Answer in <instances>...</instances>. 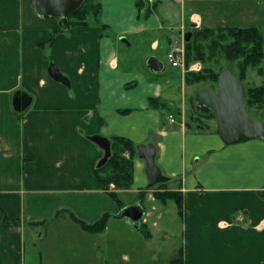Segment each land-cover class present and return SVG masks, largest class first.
I'll return each mask as SVG.
<instances>
[{
  "label": "crops",
  "instance_id": "0c3cea01",
  "mask_svg": "<svg viewBox=\"0 0 264 264\" xmlns=\"http://www.w3.org/2000/svg\"><path fill=\"white\" fill-rule=\"evenodd\" d=\"M98 1L99 23L90 17L87 28H65L43 48L59 19L41 15L35 0H0V207L21 220L9 224L0 215V264H28L27 243L37 242L39 264H170L180 255L183 264H264V140L226 145L215 132L216 120L213 128L210 122L196 128L180 123L194 84L166 62L167 52L182 43L178 27L172 30L157 11L145 16L136 0ZM209 1V11L192 9L188 18L187 0L148 3L178 7L182 22L199 27H215L213 10L220 6L225 23L233 18L235 26L260 27L264 50V0ZM148 35L152 52L146 59L163 60V72L170 66L164 76L121 65V38L130 47ZM160 48L163 58L155 53ZM262 68V74L249 70L256 73L255 86L264 87V58ZM19 94L28 96L22 119L14 106ZM153 98L168 106L158 107ZM256 110L263 115L264 105ZM92 135L154 143L168 188L182 196L183 213L176 205L162 207L151 220L146 211L145 232L113 216L101 233L83 230L70 213L94 223L122 209L94 176L104 151ZM147 184L145 161L137 156L131 188L114 191L124 207L142 204L138 194ZM128 193L136 198L123 200ZM62 210L69 212L47 227L29 225ZM162 232L177 241L164 239L155 253L150 242Z\"/></svg>",
  "mask_w": 264,
  "mask_h": 264
},
{
  "label": "trees",
  "instance_id": "16d2710c",
  "mask_svg": "<svg viewBox=\"0 0 264 264\" xmlns=\"http://www.w3.org/2000/svg\"><path fill=\"white\" fill-rule=\"evenodd\" d=\"M136 5L140 12L145 10V16H148L157 11L160 6V2H155L150 5L148 0H136ZM100 11L101 4L98 0H85L80 8L69 16L67 29L89 27L90 17H93L94 21L99 23ZM106 28V25L102 26L103 30H106ZM64 30L65 29L60 26L53 29L49 40L41 46L43 48L51 47L56 34L63 32ZM206 51H208V53H206ZM217 51H220L223 58L227 61L226 64H229L231 68L235 65L237 73H233L242 82L246 79L247 73L250 69L256 70L259 74L263 73V32L260 27H241L230 25L217 28H194L190 41L185 42L186 65H190V63L194 61H205L206 56H214ZM219 76L220 71H214L212 69H202L198 72L188 71L185 73V81L190 85L208 80L218 82ZM24 96L28 99V96ZM246 100L249 109L252 107H262L264 105V87L253 85L247 87ZM150 102L156 103L158 107L168 106L164 101L156 100L155 98L151 99ZM15 111L19 115V118L22 119V110H17L15 108ZM200 116L207 117L209 119L216 118L214 112L201 114ZM109 140L111 143V153L104 163H101L100 160V162L94 166L93 173L95 178L101 184L103 190L118 203L121 209L124 207V203L121 202L118 194L111 189V186L113 185L116 189L131 188L134 180V160L137 157V144L122 136H113ZM166 187L167 182L158 184L159 189H165ZM147 191L148 190H145L139 193L141 202L145 201ZM154 195L157 200L164 204H166L167 201H173L177 206L178 212L180 214L183 213V199L177 191H156L154 192ZM64 211L67 210L59 211L52 219L31 222L29 225L34 227H47ZM0 215L5 223L15 225L21 224L20 219L10 218L1 207ZM70 216L77 224H79V226H81L83 230L88 233L95 234L101 233L105 230L109 219L113 215L105 213L94 223H87L77 218L72 213H70ZM139 227L142 231L145 230L144 225L141 224ZM170 264H183L182 255L171 260Z\"/></svg>",
  "mask_w": 264,
  "mask_h": 264
},
{
  "label": "water",
  "instance_id": "95a60500",
  "mask_svg": "<svg viewBox=\"0 0 264 264\" xmlns=\"http://www.w3.org/2000/svg\"><path fill=\"white\" fill-rule=\"evenodd\" d=\"M85 0H35L37 11L44 17L59 19V26L68 27V18ZM159 17L167 22L172 30H175L182 21V11L178 7L162 4L157 9ZM193 24L192 28L184 33V41H190L193 29L198 28ZM181 34V32L179 31ZM147 68L155 74L162 73L165 62L156 55H150L146 59ZM196 108L202 113H215V132L226 145H234L250 140H264V121L251 116L246 100L245 84L239 80L232 71L230 65L222 68L217 88L205 87L195 95ZM27 103L25 96L19 94L14 98V106L22 110ZM94 141L104 151L101 163H104L111 153L110 140L101 135H92ZM139 159L145 161V172L148 177L147 189L166 183L170 177L163 173L156 161L157 147L154 143H140L136 146ZM146 209L140 203L127 205L113 215L116 219L127 218L130 223L138 225L145 215Z\"/></svg>",
  "mask_w": 264,
  "mask_h": 264
},
{
  "label": "rangeland",
  "instance_id": "374dc122",
  "mask_svg": "<svg viewBox=\"0 0 264 264\" xmlns=\"http://www.w3.org/2000/svg\"><path fill=\"white\" fill-rule=\"evenodd\" d=\"M214 1H216V0H210L208 2V4L210 2L213 3ZM206 3H207L206 0H187V5H186V15H187V17L186 18L189 17L190 12L192 11V9L193 10H197L198 12H200L201 15L205 14V12L209 11V9L205 8V4ZM188 6H190L191 8L189 9ZM219 8H220V6L216 5L215 9L213 10V22H214L213 25L215 27H212V28H217L216 26L224 27V26H230V24H233V25L237 24V23L232 22L233 18H232V20H226L227 23H225V19H223V15L224 14L223 13H219L220 12ZM180 24L181 25L185 24L184 25V27H185L184 33L186 31H188L189 29H191L192 26H193V24L190 25L189 22H186V20H185V23L181 21ZM240 24H242V23H238V25H240ZM181 25H180V27H181ZM196 26H198V24H196ZM200 27H207V26H203L202 25ZM184 33H183V35H184ZM152 39L149 37V35L146 36V37H138L133 42H131V43H133V45L131 44L130 47H126L124 45V43L121 42L122 41V38H121V40L118 42L119 46L121 47V49H120L121 65L122 66H129V67H132L133 69H142L146 75H153L152 72L146 66V56L150 52H152L151 48H150ZM181 39H182V35H181ZM180 42H182V41L180 40ZM167 44L168 45H165L166 49L169 47V43H167ZM184 51H185V42H184ZM155 53L163 58L162 49L161 48L159 50L155 51ZM206 53H208V51H206ZM226 62L227 61L223 58V56L220 53V51H217L214 54V56H210V57L206 56V60L205 61H194V62L190 63V65H188V66L186 65V60H185V66L184 67L186 69L183 70L184 67H181L180 69L183 71V73L185 75V73L189 71L191 66H194V65L198 64L201 67L199 71H201L202 69H212L214 71H220V73H221L222 68L225 67L226 65H229V64H226ZM232 68H233V72L237 73V68L235 67V65H233ZM166 71L167 72H163L162 73L163 76L166 75V73L172 71L170 66L167 67ZM190 72H198V70L197 69L190 70ZM155 75H159V74H155ZM255 78H257L256 77V73L248 71L247 77L243 81V83L245 84V87L247 88V87L253 85L254 83L252 82L253 81L252 79H255ZM217 83L218 82H213V81L208 80V81H202V82L194 84L193 90L192 91L190 90V93H191L190 97H189V94L187 96L188 108L186 109L185 113H181L180 115H178L177 119H178V121L180 123H184V124L185 123H189V124L191 123V125L193 127H195V128L197 127L196 124L204 125L205 123L210 122V125H211L212 121H214L215 118L214 119L213 118L209 119L207 117L200 116L201 114H204V113H202L200 110H198L196 108V102H195L194 94L199 91L198 90L199 88L202 89V88H205V87H212V88L216 89L217 88ZM253 86H255V85H253ZM14 94H15V92H14ZM14 94H13V97H14ZM256 108H258V107H252V108L249 109V112H250L251 116H253L254 118H256L258 120L264 121V111L262 112L263 113V115H262L260 113V111L256 110ZM211 126H212V128L214 127L213 123H212ZM175 185H172L171 187H173ZM111 189L114 190L116 188L112 185ZM171 189L168 188V186L165 189H159L158 185L154 186L151 189H147L148 191L146 192V198H145V201L142 202V204L145 207L146 211H148V212L152 211L151 212V220L153 218L156 219L159 210L163 209L162 207H172V206L174 207V205H176L173 201H167V203L164 204V203L160 202L159 200H157L155 195H154V192H156V191H164V190L171 191ZM141 191H145V189L144 190H140L139 193ZM172 191H176V190H172ZM138 197H139V194H138ZM121 198L123 200H126V201L127 200H132V199L136 198V194L135 193L121 194ZM169 217H171V215L167 216V218H169ZM125 221H127V219H125ZM146 221H150V220H147V215H146V212H145L143 220L138 225L140 226L141 224H143V222H146ZM165 221H166V216H165ZM165 221L162 220V222H165ZM175 228H177V226H174L173 229H175ZM173 232H174V234H176L178 232V230H174ZM164 234L165 233H163V232L160 233V237L156 238V240L154 242H150V247L149 248L151 249V251H154L155 253H158L159 249L161 247H163V245L165 244L164 239H168V238H171L173 240L175 239L174 236H173L174 234L173 235L165 234V236H163ZM36 240L38 241V237L36 238ZM174 241H177V239L174 240ZM167 245H168V242H167ZM104 248H105L104 245H102V248L100 250V256H103L102 250ZM164 249H165V246H164ZM41 252H42V245L40 246L39 242H37L35 247L33 245H30L29 243H27V248H26V261H27V263L30 264V263L36 262V264H39L40 263L38 261L39 258H40L39 253L41 254ZM101 260H102V257H101Z\"/></svg>",
  "mask_w": 264,
  "mask_h": 264
},
{
  "label": "built area",
  "instance_id": "2783aa9c",
  "mask_svg": "<svg viewBox=\"0 0 264 264\" xmlns=\"http://www.w3.org/2000/svg\"><path fill=\"white\" fill-rule=\"evenodd\" d=\"M179 31L181 32L182 35V43L181 45H173V47L167 52L166 55V62L168 65H170L173 68H181L185 66V51H184V30L185 27L184 25H180L178 26ZM184 41V42H183ZM200 65H194L191 66L190 70H195L197 69L198 71L200 70ZM186 68L184 67L183 70H185ZM169 118L174 121V116L173 115H169Z\"/></svg>",
  "mask_w": 264,
  "mask_h": 264
}]
</instances>
